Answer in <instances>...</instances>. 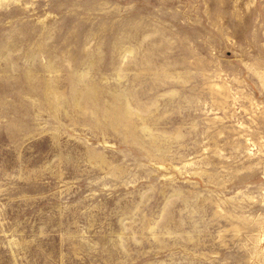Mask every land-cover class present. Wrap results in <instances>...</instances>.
Listing matches in <instances>:
<instances>
[{
	"label": "rangeland",
	"instance_id": "1",
	"mask_svg": "<svg viewBox=\"0 0 264 264\" xmlns=\"http://www.w3.org/2000/svg\"><path fill=\"white\" fill-rule=\"evenodd\" d=\"M0 264H264V0H0Z\"/></svg>",
	"mask_w": 264,
	"mask_h": 264
}]
</instances>
